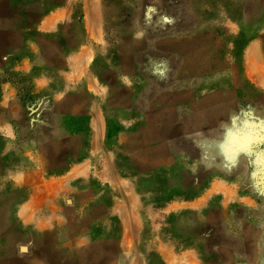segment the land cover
Returning a JSON list of instances; mask_svg holds the SVG:
<instances>
[{
  "label": "rangeland",
  "instance_id": "374dc122",
  "mask_svg": "<svg viewBox=\"0 0 264 264\" xmlns=\"http://www.w3.org/2000/svg\"><path fill=\"white\" fill-rule=\"evenodd\" d=\"M63 7L68 20L45 24ZM250 57L263 73L264 0H0V181L11 166L69 169L70 200H111L102 187L121 181L204 198L176 215L178 250L264 264V84Z\"/></svg>",
  "mask_w": 264,
  "mask_h": 264
},
{
  "label": "crops",
  "instance_id": "0c3cea01",
  "mask_svg": "<svg viewBox=\"0 0 264 264\" xmlns=\"http://www.w3.org/2000/svg\"><path fill=\"white\" fill-rule=\"evenodd\" d=\"M70 10H55L45 24H61L69 19ZM39 88V92L44 90ZM87 124L91 122L87 120ZM95 138L91 151L97 150L99 140ZM58 154L61 159L69 155ZM36 169L11 166L1 178L0 264H151L154 258L160 264H213L201 262L196 251L178 250L173 231L176 215L205 208L200 201L204 198L188 202L172 196L163 200L159 191L147 184L135 188L121 181L102 187L105 194L113 196L111 200L79 198L81 195L70 200L69 169L47 179ZM227 186L213 183L212 188L227 193ZM150 197L158 198L157 202L150 204ZM242 200L244 204L246 200ZM209 247L205 255L213 253L214 247ZM216 250L225 259L220 264H229V248ZM183 252L193 253L188 263H183ZM246 259L247 255L242 264Z\"/></svg>",
  "mask_w": 264,
  "mask_h": 264
},
{
  "label": "bare ground",
  "instance_id": "6f19581e",
  "mask_svg": "<svg viewBox=\"0 0 264 264\" xmlns=\"http://www.w3.org/2000/svg\"><path fill=\"white\" fill-rule=\"evenodd\" d=\"M251 48H253V47H251ZM250 52L252 53V51H250ZM254 52H256V50ZM254 52L252 54L255 55ZM255 56H257V54ZM254 57H252V58L250 57V59H252V60H250L249 64H247V66L249 65L248 69H247V73H248V75H249V77L251 78L252 81H254L256 84L262 85L261 83L264 84V72L261 73V72H259V70L257 68H254V59H253ZM257 57H255V58H257Z\"/></svg>",
  "mask_w": 264,
  "mask_h": 264
}]
</instances>
